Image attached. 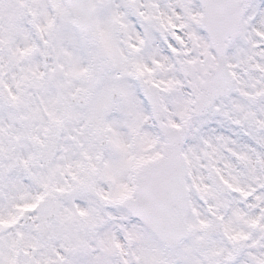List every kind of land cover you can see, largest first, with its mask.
Instances as JSON below:
<instances>
[{
    "label": "snow or ice",
    "instance_id": "6c2138e0",
    "mask_svg": "<svg viewBox=\"0 0 264 264\" xmlns=\"http://www.w3.org/2000/svg\"><path fill=\"white\" fill-rule=\"evenodd\" d=\"M0 264H264V0H0Z\"/></svg>",
    "mask_w": 264,
    "mask_h": 264
}]
</instances>
